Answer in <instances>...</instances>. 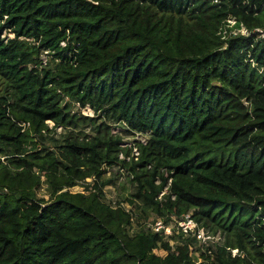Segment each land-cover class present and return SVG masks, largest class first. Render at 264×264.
<instances>
[{"label": "trees", "instance_id": "obj_1", "mask_svg": "<svg viewBox=\"0 0 264 264\" xmlns=\"http://www.w3.org/2000/svg\"><path fill=\"white\" fill-rule=\"evenodd\" d=\"M227 17L264 29V0H0V264H264V39L222 41ZM120 174L133 194L113 207ZM121 203L221 244L171 248Z\"/></svg>", "mask_w": 264, "mask_h": 264}, {"label": "built area", "instance_id": "obj_2", "mask_svg": "<svg viewBox=\"0 0 264 264\" xmlns=\"http://www.w3.org/2000/svg\"><path fill=\"white\" fill-rule=\"evenodd\" d=\"M214 3H218V0H214ZM237 24V21L232 17H227L224 21V23L221 25L218 31V35L221 37L222 41H226L229 38H234L237 36H243V37H249L253 35L254 33H257L261 39H264V33L263 29H255V30H248L246 27H244L242 24L239 25V27H235ZM9 37L10 34H9ZM61 46H64V43L61 42ZM51 51L45 50L42 51L40 54V61L41 66L45 67L48 62V57L50 55ZM79 107V104H75L74 108L77 110ZM88 116H93L92 112L90 110H87ZM57 130L61 131V128H57ZM58 134L60 132H57ZM133 137V140L138 141L141 144L146 143V136L136 133ZM140 138V139H139ZM132 140V141H133ZM126 142V141H125ZM131 143V142H126ZM130 146V145H129ZM131 154L130 156L126 157L123 153H120L118 158L120 160H125L126 162H129L131 158H133L135 161L137 160L139 156V152L137 148L133 145L131 147ZM2 159V158H1ZM103 170H105V174L103 177L105 179H108L113 169H117L116 173L119 172L121 174H125L123 169H119L118 167H112L107 168L103 167ZM97 182V179L94 177L87 178L83 183L77 184L73 187L64 188L61 192L68 191L70 193H81V194H87L89 192H95L96 189H91L89 191L85 190L84 185L88 184H94ZM99 185V184H98ZM112 185V184H108ZM100 187V185H99ZM110 186H104L102 187V192L104 194L105 200L107 203H110L111 206L116 207V201H113L109 197H107L105 193V188ZM101 188V187H100ZM167 190V187L164 189L162 193L159 194L158 198L160 199L161 196L165 193ZM127 203H121L119 206L124 208L131 216V223L137 222L135 216L137 213H135V210L129 207L128 205H125ZM132 227V224H131ZM138 228H142L143 231H149L152 233L158 234L160 237H162L163 240L167 241L171 248H174V245L176 244V240H174L173 237H176L177 235H181L182 238H193L197 241L199 246L209 247V246H220L221 244V236L218 235H212L207 230H205L204 227H202L200 224H198L193 218L191 217V214H186L181 217L171 216L168 223L165 222L164 218L161 217H150V219L139 222ZM133 228V230L138 229ZM132 230V229H131ZM231 252L232 256L238 255L237 250H229ZM208 255H211V251H207ZM194 263L195 264H201L206 263L202 257L200 256L199 252L194 253Z\"/></svg>", "mask_w": 264, "mask_h": 264}, {"label": "rangeland", "instance_id": "obj_3", "mask_svg": "<svg viewBox=\"0 0 264 264\" xmlns=\"http://www.w3.org/2000/svg\"><path fill=\"white\" fill-rule=\"evenodd\" d=\"M12 36V35H10ZM74 111L75 108H73ZM57 132H60V130H57ZM114 133H118V134H123V128L121 125H117L114 127L113 129ZM59 135V134H58ZM140 139V138H139ZM133 140L132 136H126L124 138V141L126 142H131ZM233 156V152L231 149H220L219 151L216 152H212L209 155H206L205 158L208 159H213V160H217V161H221V160H225V159H229ZM117 169H113L111 172V177H113L116 173ZM105 179V177L103 178ZM42 181H44V178H42ZM110 187H106L105 188V193L107 195V197H109L110 199H112L113 201H123L125 200V198L129 197L131 194H133V187L130 183V181L128 180V178L125 175H119L117 181L112 184V185H107ZM37 196L40 198H44V199H48L49 198V191L47 189V185L43 184L41 189L37 192ZM139 204V203H138ZM128 205L129 207H131L132 209H134L131 205L129 204H125ZM135 213H139L137 209H135ZM141 222V221H140ZM139 222H134L132 223V230L133 228H138ZM155 253L157 255H164L165 253L163 251L157 250L155 251Z\"/></svg>", "mask_w": 264, "mask_h": 264}, {"label": "water", "instance_id": "obj_4", "mask_svg": "<svg viewBox=\"0 0 264 264\" xmlns=\"http://www.w3.org/2000/svg\"><path fill=\"white\" fill-rule=\"evenodd\" d=\"M263 33H264V29H263Z\"/></svg>", "mask_w": 264, "mask_h": 264}]
</instances>
